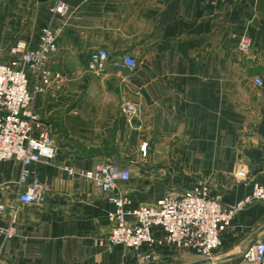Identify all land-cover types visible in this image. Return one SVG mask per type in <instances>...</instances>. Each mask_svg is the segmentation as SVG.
<instances>
[{"label": "crops", "instance_id": "1", "mask_svg": "<svg viewBox=\"0 0 264 264\" xmlns=\"http://www.w3.org/2000/svg\"><path fill=\"white\" fill-rule=\"evenodd\" d=\"M57 3L64 15L50 22ZM49 23L60 27L48 59L59 78L32 109L54 157L29 165L21 186L20 164L0 162V227L14 226L10 239L0 234V264H244L264 238L263 206L236 213L210 260L162 245L126 250L107 241L112 203L61 167L127 168L119 189L135 206L201 183L227 208L263 182L264 99L252 80L264 81V0H0V61L10 62L11 46L33 48ZM97 48L107 61L91 71ZM125 54L134 69L120 63ZM32 181L40 201L18 203Z\"/></svg>", "mask_w": 264, "mask_h": 264}, {"label": "built area", "instance_id": "2", "mask_svg": "<svg viewBox=\"0 0 264 264\" xmlns=\"http://www.w3.org/2000/svg\"><path fill=\"white\" fill-rule=\"evenodd\" d=\"M219 1V0H214ZM65 7L57 3L50 9V22L64 15ZM59 29L50 23L39 31L33 48L11 46L7 50L10 62L0 61V162L15 161L21 169L17 184L21 186L28 179L27 167L32 164H47L54 157L50 133L41 126L32 109L36 95L44 94L59 74L48 67V59L56 50ZM239 49L248 46L241 39ZM107 61L103 49H95L88 56V69L97 71ZM120 63L128 70L135 67L129 55H122ZM264 99V81L252 80ZM120 112L130 118L133 110L127 104ZM141 157L145 156V144L139 146ZM68 177L88 181L114 206V212L106 213L109 225L107 241L111 247L138 250L141 246L150 249L162 245L177 252L192 251L203 259L210 260L212 253L220 246L223 234L230 226L232 218L251 203L264 207V181L255 184L252 190L230 207H223L217 200L207 197L204 184H196L178 197H163L149 205H132L119 189L130 179L127 168L102 165L92 169H73L62 166ZM16 201L33 204L40 201L39 186L32 181L23 193H18ZM3 207L0 204V213ZM159 233L158 238L152 234ZM14 233L12 219L0 227V234L10 239ZM149 254L140 257L147 260ZM244 264H264V238L255 242L242 253Z\"/></svg>", "mask_w": 264, "mask_h": 264}, {"label": "water", "instance_id": "3", "mask_svg": "<svg viewBox=\"0 0 264 264\" xmlns=\"http://www.w3.org/2000/svg\"><path fill=\"white\" fill-rule=\"evenodd\" d=\"M252 244V243H251ZM250 247V246H249ZM248 248V247H247Z\"/></svg>", "mask_w": 264, "mask_h": 264}]
</instances>
